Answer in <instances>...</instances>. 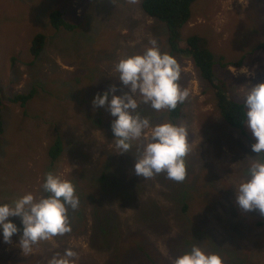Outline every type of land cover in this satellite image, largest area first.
I'll return each instance as SVG.
<instances>
[{"label":"rangeland","instance_id":"rangeland-1","mask_svg":"<svg viewBox=\"0 0 264 264\" xmlns=\"http://www.w3.org/2000/svg\"><path fill=\"white\" fill-rule=\"evenodd\" d=\"M141 2L0 0L4 129H0V203H10L28 192L40 196L49 171L71 181V172L80 169V183L75 185L78 194L82 184L91 182L84 175L85 167L92 166L94 173L105 169L109 174L98 183L105 190L106 207L115 211L109 238H118L120 233L124 241L131 242L140 233H148L159 253L156 264H172L173 258L184 253L179 249L182 238L197 231L198 226L207 227L216 243L203 236L195 239L199 242L196 245L209 252L219 250L225 264H264V214L258 210L245 212L236 203V185L245 178L251 161L261 159L252 152V133L245 124L248 136H244L221 117L211 85L202 78L191 57L169 51L166 25L149 17ZM54 9L62 10L76 27L55 30L49 21ZM191 12V19L181 29V39L202 36L215 54L216 77L236 100L243 101L252 86L264 82V52L256 50L264 41V0H196ZM40 32L48 38L34 61L30 46ZM151 39L177 59L182 68L181 80L189 92L176 123L186 128L189 138L187 175L179 183L167 179L164 173L149 179L136 175L137 156L147 141H133L130 152L118 153L111 128L115 118L107 107H94L92 103L97 93L105 91L110 92L111 99L113 87L118 95L130 92L119 80L116 65L121 58L142 52L150 46ZM221 56L226 60L246 56L245 64L224 67ZM34 86L40 87L39 94L26 107L11 101ZM137 100V111L143 112L145 104L139 96ZM91 111L97 121L102 118L101 124L92 122ZM143 116L153 124L174 123L166 109ZM55 125L66 150L51 165L48 152L58 134ZM81 150L85 155H76ZM100 155L109 158L108 169ZM72 175L76 178V174ZM129 188L139 191L118 208L116 193ZM187 201L191 208L183 217L179 206ZM88 210L91 207L86 211V234L42 240L26 255L18 245L23 231L21 219L9 218L18 224L20 233L14 234L10 243L3 242L0 235V264H49L53 256H63L69 248L77 254L72 258L74 264H81L88 256L96 257L98 264H106V248L99 250L90 245L94 218ZM107 250L110 254L122 253L119 246ZM234 256L239 263L234 262ZM127 264L138 263L130 260Z\"/></svg>","mask_w":264,"mask_h":264},{"label":"clouds","instance_id":"clouds-1","mask_svg":"<svg viewBox=\"0 0 264 264\" xmlns=\"http://www.w3.org/2000/svg\"><path fill=\"white\" fill-rule=\"evenodd\" d=\"M142 52L123 57L116 65L118 78L130 92L118 95L116 88L93 98L94 107H107L114 117L111 128L118 153H128L133 141L145 140L137 156L135 174L144 179L164 173L166 178L183 182L187 175L185 157L189 151L188 132L184 126L172 122L153 124L137 111L142 102L157 112L174 110L189 96L180 83L182 68L177 59L163 52L156 39ZM244 123L255 142L252 152L264 156V82L255 84L243 100ZM43 194L28 192L13 201L0 203V235L10 243L20 228L10 217H20L23 231L18 245L23 254L32 251L33 245L57 235L71 232L69 208L79 207L72 181L63 179L52 171L46 174ZM236 203L245 212L258 210L264 214V159H254L249 164L245 178L236 185ZM76 252L66 249L63 256H53L49 264H74ZM172 264H225L218 252H209L199 245L172 259Z\"/></svg>","mask_w":264,"mask_h":264},{"label":"trees","instance_id":"trees-1","mask_svg":"<svg viewBox=\"0 0 264 264\" xmlns=\"http://www.w3.org/2000/svg\"><path fill=\"white\" fill-rule=\"evenodd\" d=\"M142 8L144 12L151 18L157 19L158 21L164 23L168 29L167 42L169 51L172 53H179L181 56L191 57L195 66L198 68L202 78L206 80L212 87L215 95L216 107L223 119L231 126L239 129L244 136H248V132L245 128V108L243 101L236 100L231 93L226 90V84L219 80L215 74V54L209 48L208 44L205 42L202 36L200 35H190L184 41L181 39V29L183 26L189 22L192 16L191 7L196 0H141ZM49 21L51 26L55 30H60L65 28L67 30H73L76 26L69 22L65 14L60 9H54L49 14ZM48 36L46 33H37L32 39L30 46V53L33 60H37L47 42ZM183 41V42H181ZM256 50H262L264 52V41L260 42L256 46ZM246 56H242L239 59L226 60L224 56L220 57L222 66H236L242 67L245 62ZM32 61V62H34ZM179 63V62H178ZM264 65V62H263ZM181 86L186 88L183 80L180 79ZM39 86H34L28 93H20L14 96L11 101L15 103H20L21 106L26 107L28 102L37 94H39ZM1 103L0 100V129L3 132V122L1 115ZM143 103V102H141ZM184 103V102H183ZM183 103L178 104L177 108L174 110H167L169 118L176 124L177 120L182 116V106ZM145 104V103H144ZM150 111H155L150 107V105H143V112L140 114L148 115ZM93 116V121L95 123L101 124L102 118L98 117L96 114L91 111ZM59 127L55 125V130L58 132L53 143L49 147V159L51 165L56 163L60 157L65 153V142L61 134H59ZM251 138V137H250ZM85 153L81 150L78 151L76 155H82ZM102 154V153H101ZM100 157H103L100 155ZM261 159H264V156H260ZM102 160V159H100ZM103 164L105 168L110 167L109 158L103 157ZM86 168V169H85ZM83 168L84 175L91 179V182L88 181V184H82L83 188L76 194L79 197V207L75 210L69 208V218L71 224V232L66 233V235H82L86 234L89 230L88 226V217L87 209L91 207V210L88 212L92 213L94 218V225L92 233L90 234V245L99 249L107 251L109 255L106 260V264H127V261L134 260L138 264L141 262L145 263H154L156 264L159 261V253L154 247V243L150 240L149 234L146 236L143 233L137 235L138 237L134 238L131 242H126L123 240L121 234L118 235V238H109L111 235V223L115 217V211L106 207V203L103 200V194L105 190L99 185L100 182L105 180L106 172L105 169H100L94 173L92 166ZM79 170L71 172L70 177L74 185L80 183ZM76 174V178L72 175ZM139 186V185H138ZM136 191H139L138 188ZM132 188L126 189L122 194L116 193L118 196V201L115 205L120 208L124 207L125 201L128 203L134 192ZM180 197H183V194H180ZM213 197V196H212ZM180 214L184 217V214L188 212L191 208V204L187 201L179 206ZM12 218V217H10ZM184 223V222H183ZM18 225V224H17ZM20 225V224H19ZM186 226H189L187 224ZM192 226V224L190 225ZM118 228V227H117ZM122 230V229H121ZM125 231V230H122ZM205 236L207 239H210L214 244L216 240L212 237L209 228H204L198 226V230L195 232H190L182 238V243L179 246V249L184 252L189 250L192 245H196L199 242H196L195 239H199ZM113 239L115 242L113 243ZM120 241V242H119ZM122 247V253L110 254L108 248L111 246ZM219 250L216 249V252ZM220 253V252H218ZM221 254V253H220ZM222 257L224 256L221 254ZM235 263H239V259L234 256L233 258ZM81 264H98L96 257L88 256L87 259L82 260Z\"/></svg>","mask_w":264,"mask_h":264}]
</instances>
